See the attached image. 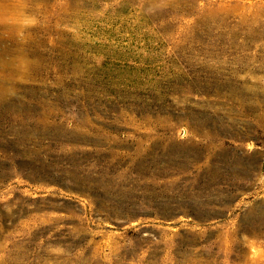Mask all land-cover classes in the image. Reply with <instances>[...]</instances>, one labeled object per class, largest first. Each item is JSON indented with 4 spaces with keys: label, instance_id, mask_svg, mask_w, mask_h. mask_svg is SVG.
I'll list each match as a JSON object with an SVG mask.
<instances>
[{
    "label": "rangeland",
    "instance_id": "374dc122",
    "mask_svg": "<svg viewBox=\"0 0 264 264\" xmlns=\"http://www.w3.org/2000/svg\"><path fill=\"white\" fill-rule=\"evenodd\" d=\"M0 264H264V0H0Z\"/></svg>",
    "mask_w": 264,
    "mask_h": 264
}]
</instances>
